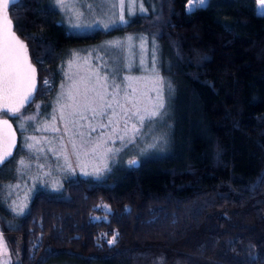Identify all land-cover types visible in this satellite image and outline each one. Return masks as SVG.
Segmentation results:
<instances>
[{
	"label": "trees",
	"instance_id": "1",
	"mask_svg": "<svg viewBox=\"0 0 264 264\" xmlns=\"http://www.w3.org/2000/svg\"><path fill=\"white\" fill-rule=\"evenodd\" d=\"M188 1L141 0L143 15L86 34L50 0L10 8L37 68L34 102L50 106L45 81L56 87L70 50L131 34L155 37L173 91L165 151L38 191L20 216L0 200L11 264H264V14L257 0Z\"/></svg>",
	"mask_w": 264,
	"mask_h": 264
},
{
	"label": "rangeland",
	"instance_id": "2",
	"mask_svg": "<svg viewBox=\"0 0 264 264\" xmlns=\"http://www.w3.org/2000/svg\"><path fill=\"white\" fill-rule=\"evenodd\" d=\"M257 2L258 13H264V0ZM50 3L67 29L80 34L107 32L144 14L141 0ZM157 49L155 37L131 34L70 50L56 87L45 81L48 93L54 91L50 106L38 100L11 116L20 148L13 165L0 173V200L13 216L22 215L38 191L60 193L68 181L100 180L109 165L123 160L131 166L130 161L165 151L173 91L159 71ZM151 111L159 115L149 121ZM140 115H145L143 124ZM11 260L0 234V264Z\"/></svg>",
	"mask_w": 264,
	"mask_h": 264
},
{
	"label": "water",
	"instance_id": "3",
	"mask_svg": "<svg viewBox=\"0 0 264 264\" xmlns=\"http://www.w3.org/2000/svg\"><path fill=\"white\" fill-rule=\"evenodd\" d=\"M18 1L19 0H16L14 4L10 2L8 9L3 12V15H0V156L5 157V161L3 164H0V168L7 164L14 157L19 145L18 132L12 120L8 117L13 116V113L8 112V108L12 105H15L18 109L16 114L20 113L32 105L38 91L37 68L31 61L29 49L26 43L15 32L14 24L9 16L10 8L18 3ZM5 18L9 19L11 23L6 24ZM9 36L15 38L12 41V44L16 48L23 69L18 93L12 99H8L5 96L3 87V50L6 40ZM16 41H19L20 44L24 45V47L22 49L19 48V45L16 44ZM29 65L35 70L34 72H28ZM29 83H31V87H29ZM24 96H28L27 101L23 99ZM4 120H7V124L3 123ZM134 161L136 163L133 166L136 167L138 165V161Z\"/></svg>",
	"mask_w": 264,
	"mask_h": 264
},
{
	"label": "snow or ice",
	"instance_id": "4",
	"mask_svg": "<svg viewBox=\"0 0 264 264\" xmlns=\"http://www.w3.org/2000/svg\"><path fill=\"white\" fill-rule=\"evenodd\" d=\"M10 2L14 4L16 0H0V15H3V12L6 9H8ZM200 3L204 4L205 0H200ZM5 20H6V24L11 23L9 19L5 18ZM121 20H123V17H121ZM14 39H15L14 37L9 36L6 40V44L3 50V64H4L3 87H4L5 96L8 99H12L13 97L17 95L21 77L23 74V69L21 66L19 55L16 51V48L12 44V41ZM16 44H18L19 48L21 49L24 47L23 44L19 43V41H16ZM34 71L35 70L31 68V66L29 65L28 72H34ZM113 86L117 89L119 88V85H113ZM29 87H31V83H29ZM23 99L27 101L28 96H24ZM157 99L162 101V96L158 95ZM109 107H111V105H109ZM158 107L162 109L164 107V104L160 102L158 104ZM17 111L18 109L16 108L15 105H12L8 108V112H12L13 115H15ZM99 114L104 115L105 113L103 110H101ZM146 115L149 121H151V119L159 115V113L157 111H151V112H148ZM139 119H140V122L143 124L145 120V115H140ZM3 123L7 124V120H4ZM108 124L109 125L112 124L111 117H109ZM133 128L135 129V125H133ZM95 130H96L95 128L92 129V131H95ZM109 151H111V149H109ZM4 161H5V157L0 156V164H3ZM21 163H23V161H21ZM129 163L132 165H135L136 162L130 161ZM105 167H107V165H105Z\"/></svg>",
	"mask_w": 264,
	"mask_h": 264
},
{
	"label": "crops",
	"instance_id": "5",
	"mask_svg": "<svg viewBox=\"0 0 264 264\" xmlns=\"http://www.w3.org/2000/svg\"><path fill=\"white\" fill-rule=\"evenodd\" d=\"M205 4H206V1L204 4H201L199 0H189L186 4V10L192 11L196 8L203 7ZM257 10H258V2H257ZM262 14H264V13H262Z\"/></svg>",
	"mask_w": 264,
	"mask_h": 264
}]
</instances>
